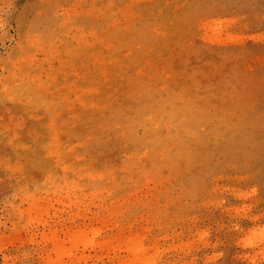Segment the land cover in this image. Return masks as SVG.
<instances>
[{
	"label": "rangeland",
	"instance_id": "rangeland-1",
	"mask_svg": "<svg viewBox=\"0 0 264 264\" xmlns=\"http://www.w3.org/2000/svg\"><path fill=\"white\" fill-rule=\"evenodd\" d=\"M133 263L264 264V0H0V264Z\"/></svg>",
	"mask_w": 264,
	"mask_h": 264
},
{
	"label": "bare ground",
	"instance_id": "bare-ground-1",
	"mask_svg": "<svg viewBox=\"0 0 264 264\" xmlns=\"http://www.w3.org/2000/svg\"><path fill=\"white\" fill-rule=\"evenodd\" d=\"M56 74H57V73H56ZM84 88H86V87H84ZM87 88H88V87H87ZM85 90H86V89H85ZM88 91H89V90H88ZM88 91H87V92H88ZM83 92L85 93V91H83ZM88 93H91V92H88ZM88 93H87V94H88ZM91 102H93V101H91ZM89 103H90V102H89ZM86 168H87V167H86ZM85 170H86V169H85ZM106 174H107V173H106ZM78 237H79V236H78ZM90 241H91V240H90ZM132 241H133V240H132ZM134 242H135V241H134ZM86 243H87V242H86ZM127 243H130V241L127 242ZM135 243H136V242H135ZM140 243H141V242H140ZM128 245H129V244H128ZM141 245H142V244H141ZM89 246H90V245H89ZM139 246H140V245H139ZM136 247H137V246H136ZM139 249H140V248H139ZM144 249H145V248H144ZM136 250H137V249H136ZM136 250L134 249V251H136ZM145 250H146V249H145ZM140 251H141V250H140ZM142 253H144V252H142ZM139 254H140V255H139V256L137 255V256L139 257V260H140V259H142L141 257H143L144 255L141 256V255H142L141 252H139ZM145 254H146V253H145ZM147 254H148V253H147ZM147 254H146V255H147ZM132 255H133V254H132ZM134 257L136 258V256H134ZM145 257H146V256H145ZM132 259H133V258H132ZM130 260H131V259H130ZM137 260H138V259H137ZM146 260H148L147 257H146ZM150 260H151V259H150ZM135 262H136V261H135ZM138 262H139V261H138ZM138 262H137V263H138ZM151 262H152V260H151ZM145 263H148V262H145ZM133 264H134V263H133ZM139 264H140V263H139ZM142 264H143V263H142Z\"/></svg>",
	"mask_w": 264,
	"mask_h": 264
}]
</instances>
